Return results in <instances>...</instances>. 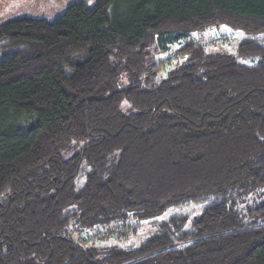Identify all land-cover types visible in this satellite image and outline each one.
<instances>
[{"label": "trees", "instance_id": "obj_1", "mask_svg": "<svg viewBox=\"0 0 264 264\" xmlns=\"http://www.w3.org/2000/svg\"><path fill=\"white\" fill-rule=\"evenodd\" d=\"M120 1L0 28V264H264V0Z\"/></svg>", "mask_w": 264, "mask_h": 264}, {"label": "rangeland", "instance_id": "obj_2", "mask_svg": "<svg viewBox=\"0 0 264 264\" xmlns=\"http://www.w3.org/2000/svg\"><path fill=\"white\" fill-rule=\"evenodd\" d=\"M76 1H84L87 5H93L96 0H0V28L9 19L19 17V16H34L43 17L48 20L55 19L58 15L62 14L67 5ZM131 0H121L118 8H112L111 14L122 16L127 14L126 4L130 3ZM118 22L121 19L118 17ZM242 32H234L229 28L222 27L218 31L212 30L211 34H208L202 43L214 44L211 47H218L216 44L224 45L229 50L234 51L236 49V44L243 37ZM215 37L221 38L222 41L215 39ZM264 40V36H263ZM214 42V43H213ZM206 45V44H205ZM12 48L11 42L8 37L0 38V60L5 53L9 52ZM157 61L161 63V73L165 74V67L171 66L170 60L167 59V55L158 54ZM166 70V71H165ZM264 202V189L259 188L246 198L239 200V207L255 206L257 203ZM207 203V202H206ZM206 203H183L180 205H175L168 208L160 216L155 217L152 221H140L136 229V232H130L127 234V238L123 240V244H133L136 245L140 240L147 237L155 229H157V223L169 219L171 216L179 214L187 217V222L185 228H189L192 223V219L201 212L202 206ZM117 240H111L109 243H117ZM121 244V243H120Z\"/></svg>", "mask_w": 264, "mask_h": 264}, {"label": "built area", "instance_id": "obj_3", "mask_svg": "<svg viewBox=\"0 0 264 264\" xmlns=\"http://www.w3.org/2000/svg\"><path fill=\"white\" fill-rule=\"evenodd\" d=\"M215 39L222 41V39L221 38H218V37H215Z\"/></svg>", "mask_w": 264, "mask_h": 264}, {"label": "flooded vegetation", "instance_id": "obj_4", "mask_svg": "<svg viewBox=\"0 0 264 264\" xmlns=\"http://www.w3.org/2000/svg\"><path fill=\"white\" fill-rule=\"evenodd\" d=\"M37 2V0H35Z\"/></svg>", "mask_w": 264, "mask_h": 264}]
</instances>
